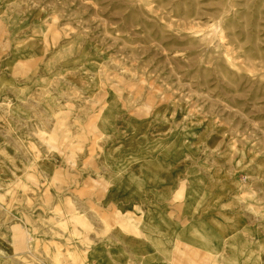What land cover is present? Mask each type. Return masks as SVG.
<instances>
[{
  "label": "rangeland",
  "instance_id": "1",
  "mask_svg": "<svg viewBox=\"0 0 264 264\" xmlns=\"http://www.w3.org/2000/svg\"><path fill=\"white\" fill-rule=\"evenodd\" d=\"M23 73L45 75L38 86L47 101L66 109L68 171L77 142V155L91 157L119 137L118 114L143 111L153 113L148 139L178 131L207 140L196 160L233 171L232 188L249 203L260 195L253 178L264 177V0H0V76L13 79L0 88L4 140L6 130L26 128L12 99L25 93L27 80L16 79ZM42 153V144L33 147L29 167L0 163V264H92L97 235H123L113 224L122 209L107 217L92 202L106 182L100 189L90 178L48 176L37 164ZM263 206L250 209L264 216Z\"/></svg>",
  "mask_w": 264,
  "mask_h": 264
},
{
  "label": "crops",
  "instance_id": "2",
  "mask_svg": "<svg viewBox=\"0 0 264 264\" xmlns=\"http://www.w3.org/2000/svg\"><path fill=\"white\" fill-rule=\"evenodd\" d=\"M10 78L0 76V88L3 80H13ZM20 78L28 83L20 88L25 93L12 98L14 116L19 122L24 120L26 128L6 130L11 137L4 140L0 125V163L29 167L33 147L40 143L48 176L60 183L67 178H90L101 184L100 189L106 182L105 189L97 188V197L90 198L101 205L97 206L102 212L108 211L104 215L122 209L120 220L113 224H118L116 229H122L123 235H97L92 241V264H224L228 260L247 264L243 262L250 259L264 264V216L250 209L264 203V177L253 178L260 195L249 203L232 188L233 171L218 167L207 170L205 157L196 160V154H204L209 141H195L178 131H163L162 139H148V129L143 128L149 119L146 116L153 113L144 115L143 111L142 118L114 113L118 114L116 122L121 123L114 130L119 137L91 157L77 155L83 141L80 146L77 142L74 170L68 171L67 142L61 126L67 122L66 109L47 101L49 95L40 86L47 80L45 75L23 73L16 79ZM91 116L88 121L97 123L98 116ZM36 127L42 129V136ZM198 144H202V151L197 150ZM6 148L10 161L2 155ZM260 174L264 176L263 171ZM237 236L244 237L238 245L240 250L235 249ZM228 244L234 249L228 251Z\"/></svg>",
  "mask_w": 264,
  "mask_h": 264
},
{
  "label": "bare ground",
  "instance_id": "3",
  "mask_svg": "<svg viewBox=\"0 0 264 264\" xmlns=\"http://www.w3.org/2000/svg\"><path fill=\"white\" fill-rule=\"evenodd\" d=\"M110 109H111L112 112L115 113L116 111H118V106H117L115 103H114V104H111ZM37 164H38L39 168H40L42 171H45V170H46V168H45V166H44V164H43V160H42V159L39 160V161L37 162Z\"/></svg>",
  "mask_w": 264,
  "mask_h": 264
}]
</instances>
